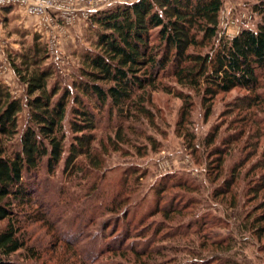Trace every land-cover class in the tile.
<instances>
[{"label":"rangeland","instance_id":"rangeland-1","mask_svg":"<svg viewBox=\"0 0 264 264\" xmlns=\"http://www.w3.org/2000/svg\"><path fill=\"white\" fill-rule=\"evenodd\" d=\"M72 1V7L79 9L90 4L98 7L96 16L138 0ZM252 3L253 0H223L221 29L229 36L240 29L254 30L259 18L255 19L249 12ZM8 8L10 13L6 14L4 9ZM93 17L85 19L78 13L69 25L56 23L58 27L42 28L36 18L21 9L0 8V73L6 75L11 70L9 57L22 51L21 43L31 47L34 37L46 46L48 64L55 68L58 61L48 52L51 36L55 34L62 59V73L56 71V78L69 85L79 67L75 54L89 48L86 37ZM29 18L35 19L36 24ZM78 24H85V33L76 34L74 48L72 44L67 51L62 50L58 34ZM20 33H26L25 38ZM15 81L19 87L16 84L7 87L14 98H23L24 86ZM182 92L190 95L192 101L187 123L180 119V99L162 91L152 93L149 106L152 122L136 119L124 125L129 131L124 129L123 134L133 146L111 148L107 140L114 131L104 122L97 133L101 142L96 145L97 168L79 159L72 173L65 170L63 163L52 175L40 172L38 201L48 226L30 225L27 229L30 247L38 258L23 252L14 257L18 264H126L115 255L105 256L98 263H93V257L89 256L99 251L100 240L117 245L121 231L132 236L123 247L140 249L152 245L160 251L161 257L157 258L164 260L163 264H190L198 255L205 260L201 264H264V229L258 239L250 227L256 217L264 215V210L259 208L264 202V191L257 196L251 194L254 185L264 177V106L248 113L237 111L236 101L246 93L235 90L216 97L211 114L205 117L200 97L187 90ZM259 93L264 98V90ZM25 120L26 111H23L19 115L20 130ZM215 128L219 129L218 139L207 148L202 141ZM186 132L194 135L195 149L185 140ZM234 134L238 140L226 146L224 142ZM147 137L153 144H148ZM213 147L225 148L226 153L218 179L217 171L212 168L214 158L208 155ZM234 168L238 177L229 192L215 196ZM120 201L122 205L117 213L108 212ZM164 206H173L174 214L168 213L164 218L161 211ZM259 225L264 227V220Z\"/></svg>","mask_w":264,"mask_h":264},{"label":"trees","instance_id":"trees-1","mask_svg":"<svg viewBox=\"0 0 264 264\" xmlns=\"http://www.w3.org/2000/svg\"><path fill=\"white\" fill-rule=\"evenodd\" d=\"M222 5L223 0H138L99 13L88 28L89 48L75 54L79 67L69 85L56 78L55 69L48 64L47 48L38 37L31 47L20 44L22 51L10 56L9 64L25 88L24 97L14 98L0 82V264H18L14 257L23 252L38 258L32 253L27 229L36 223L48 226L38 201L40 172L52 175L63 163L72 173L79 159L97 168V146L101 143L97 133L104 122L114 131L107 140L111 148L133 146L123 134L128 129L124 125L136 119L152 122V93L162 91L180 99L183 123L188 122L192 108L191 97L183 90L200 97L205 117L211 114L216 97L235 90L246 93L236 101L237 111L248 113L264 106L259 93L264 90V0H253L250 6L249 12L259 18L254 30L243 29L232 39L216 40ZM9 10L4 12L9 14ZM20 36L25 38L26 33ZM163 82H171L179 90ZM23 111L26 120L20 130ZM218 134L215 128L202 143L210 148ZM184 137L195 149L194 135L186 132ZM237 140L234 134L224 144ZM146 141L153 144L150 137ZM208 155L214 158L212 168L218 179L225 148L213 147ZM236 169L215 196L229 192L238 177ZM263 191L264 177L251 194ZM121 205L122 201L107 210L115 214ZM259 208L264 210V202ZM161 211L164 218L174 214L173 206H164ZM262 220L264 215L250 225L258 239L264 229L259 225ZM118 238L119 245L100 240L99 251L89 255L92 262L115 255L126 264H163L164 260L157 258L161 257L158 248L123 247L125 240L132 239L127 231H121ZM203 262L202 255L190 260V264Z\"/></svg>","mask_w":264,"mask_h":264},{"label":"built area","instance_id":"built-area-1","mask_svg":"<svg viewBox=\"0 0 264 264\" xmlns=\"http://www.w3.org/2000/svg\"><path fill=\"white\" fill-rule=\"evenodd\" d=\"M72 5V0H0V8L16 7L21 9L29 17L36 18L39 21L38 25L42 28H49L51 26L58 27L56 23L69 25L77 17L78 13H80L83 18L89 19L98 11V7L94 8L91 4L89 7H83L82 9L72 7ZM222 12L223 9H221L220 13V25L216 40H220L221 38L232 39L238 36L243 29L238 30L233 36H229L226 31L221 29ZM48 52L52 58L54 57L56 63L58 61L54 68L55 71H57V73H62L60 67L62 59H60L58 55L57 37L55 34L51 36Z\"/></svg>","mask_w":264,"mask_h":264},{"label":"crops","instance_id":"crops-1","mask_svg":"<svg viewBox=\"0 0 264 264\" xmlns=\"http://www.w3.org/2000/svg\"><path fill=\"white\" fill-rule=\"evenodd\" d=\"M30 20L36 24L35 19L29 18V21ZM33 23L31 24L32 26L35 25ZM85 30H86L85 24L84 25L78 24L76 27H73L70 30L65 31L66 33L61 32V34H58L59 40L61 41V45H62L61 49L67 51V49L70 48V46L72 44H73V48H74V46H75L74 42L77 40L76 34L82 35L83 33H85ZM82 47H83V45H82ZM6 72H7L6 75H4L3 73H0V81H2L6 86L12 88L13 86H15V84L17 85V83L15 81L16 80L15 76L13 75V73L11 72L10 69ZM23 89H25V88L23 87Z\"/></svg>","mask_w":264,"mask_h":264}]
</instances>
